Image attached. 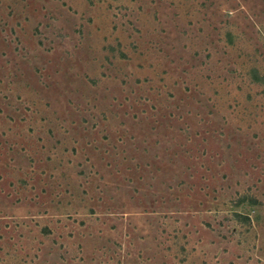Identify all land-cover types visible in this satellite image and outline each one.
Segmentation results:
<instances>
[{"label": "rangeland", "instance_id": "1", "mask_svg": "<svg viewBox=\"0 0 264 264\" xmlns=\"http://www.w3.org/2000/svg\"><path fill=\"white\" fill-rule=\"evenodd\" d=\"M0 264H264V0H0Z\"/></svg>", "mask_w": 264, "mask_h": 264}]
</instances>
